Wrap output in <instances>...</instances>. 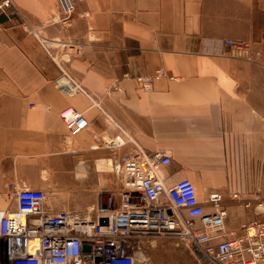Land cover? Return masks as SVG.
<instances>
[{"label": "crops", "instance_id": "1", "mask_svg": "<svg viewBox=\"0 0 264 264\" xmlns=\"http://www.w3.org/2000/svg\"><path fill=\"white\" fill-rule=\"evenodd\" d=\"M12 2L19 15L0 12V209L16 207L17 183L45 190L52 212L91 210L114 190L111 161L137 146L170 155L166 185L186 177L202 197L220 192L227 230L264 219L230 199L264 196V0H73L65 22L58 0ZM53 40L81 48L59 64ZM159 68L142 89L136 76ZM66 106L89 122L75 135ZM116 135L125 143L105 147Z\"/></svg>", "mask_w": 264, "mask_h": 264}, {"label": "built area", "instance_id": "2", "mask_svg": "<svg viewBox=\"0 0 264 264\" xmlns=\"http://www.w3.org/2000/svg\"><path fill=\"white\" fill-rule=\"evenodd\" d=\"M58 3L63 14L60 21L65 22L74 11L73 0ZM10 9V17L19 15L12 0H0V12L7 14ZM21 23L36 34L25 21ZM53 41L57 51L51 57L59 64L81 48L77 42ZM225 42L238 49L249 47L245 40ZM43 44L50 47L45 39ZM165 75L159 68L135 79L148 90L156 78ZM55 83L70 95L80 91L78 84L65 77ZM58 115L70 135L89 123L83 112L72 106L64 107ZM125 141L119 135L103 139L109 149ZM169 163L170 155L165 152L148 153L133 147L110 163L114 190L104 197L103 204L84 212H52L46 206L45 190L10 184L16 207L0 209V264H138L142 241L163 237L182 241L196 264H264V219L245 222L239 231L227 230L228 209L222 194L213 190L200 197L194 182L186 177L166 185L159 170ZM230 199L239 206L253 204L264 213V199H247L238 191L231 192ZM100 217H106V223H100Z\"/></svg>", "mask_w": 264, "mask_h": 264}, {"label": "rangeland", "instance_id": "3", "mask_svg": "<svg viewBox=\"0 0 264 264\" xmlns=\"http://www.w3.org/2000/svg\"><path fill=\"white\" fill-rule=\"evenodd\" d=\"M256 169L258 174H260L262 167L257 166ZM115 181V177L111 175L113 187ZM195 185L198 195L202 197V190L197 187V184ZM257 185L258 183L256 184V187ZM257 198L264 199V196ZM138 264H196V262L194 261L191 252L182 241L175 238L163 237L142 241L140 262Z\"/></svg>", "mask_w": 264, "mask_h": 264}, {"label": "water", "instance_id": "4", "mask_svg": "<svg viewBox=\"0 0 264 264\" xmlns=\"http://www.w3.org/2000/svg\"><path fill=\"white\" fill-rule=\"evenodd\" d=\"M99 222H100V223H106V217H100V218H99ZM84 249H85V250H88L87 247H85Z\"/></svg>", "mask_w": 264, "mask_h": 264}]
</instances>
